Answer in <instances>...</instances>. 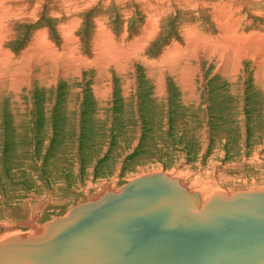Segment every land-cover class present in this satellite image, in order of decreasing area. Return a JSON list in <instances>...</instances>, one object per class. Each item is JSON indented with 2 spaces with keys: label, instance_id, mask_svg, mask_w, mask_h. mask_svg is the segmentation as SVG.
Segmentation results:
<instances>
[{
  "label": "rangeland",
  "instance_id": "374dc122",
  "mask_svg": "<svg viewBox=\"0 0 264 264\" xmlns=\"http://www.w3.org/2000/svg\"><path fill=\"white\" fill-rule=\"evenodd\" d=\"M157 172L264 188V0H0V239Z\"/></svg>",
  "mask_w": 264,
  "mask_h": 264
},
{
  "label": "water",
  "instance_id": "95a60500",
  "mask_svg": "<svg viewBox=\"0 0 264 264\" xmlns=\"http://www.w3.org/2000/svg\"><path fill=\"white\" fill-rule=\"evenodd\" d=\"M143 187L148 191L143 193L140 211L126 210L140 201L114 195L107 205L105 199L82 204L76 210L81 219H73L72 213L57 218L55 231L87 227L90 218L99 214L105 217V226L99 234L84 236L80 245L54 264H264V189L237 191L230 199L214 195L199 214L195 207L184 206L188 213L184 218L173 216L181 208L172 201L155 202L167 189L183 198L191 196L174 180L163 174L148 175L122 191L125 197L138 196L136 190ZM135 226L140 228L126 232ZM137 232L142 236L135 237ZM25 244L30 241L19 245ZM10 257L5 264H18L21 259L15 254Z\"/></svg>",
  "mask_w": 264,
  "mask_h": 264
},
{
  "label": "bare ground",
  "instance_id": "6f19581e",
  "mask_svg": "<svg viewBox=\"0 0 264 264\" xmlns=\"http://www.w3.org/2000/svg\"><path fill=\"white\" fill-rule=\"evenodd\" d=\"M183 2L189 3L191 2V0H183ZM157 174H163L169 179L174 180L186 193L189 194L188 196L191 195L189 198L188 197L183 198L181 193L174 194L172 191H169V189H167L166 191H160V193L157 195L159 196V198H155L156 201L153 200V202L154 201L158 202L157 201L158 199H160L159 200L160 202H163L164 200L172 201V204H175L177 205V207L181 208L180 209L181 212L179 211V213H175V215L173 216H182L184 218L187 217V214H188L187 210L182 209L184 206L188 208L195 207V210L197 211L196 214H199L202 211L204 204L212 197V196L211 197L209 196L212 193H216V192H213V190L210 191V193H207L208 191L203 190V193H202L203 199H202L199 196L200 192H198L197 190H190L188 186L184 183V181L181 179L180 176H176L173 173L166 175L164 173L157 172ZM148 175H156V174L144 173V175L136 177V179L140 180L142 179V177H145ZM258 189L259 188H252V190H248V191H253V190H258ZM261 189H264V188H261ZM146 191H148V188H144V187L139 188L138 190H136L137 194H139L138 196L134 194V195H127V197H125L126 196L124 195L125 191H122V188H120V190L117 192H115L114 190H107L102 195L99 194L100 196L96 200L88 202V203H92V202L94 203V202H98L101 199H105L104 202L107 205L109 202L112 201V197H109V196L119 195V197L121 196L122 199L129 198L127 200L132 199L133 201H137V200L140 201V204L136 203L132 205L131 203L132 206H129L126 209L128 212L138 211V210L140 211L142 207L144 206L145 201L142 199V197H143V193ZM242 191H246V190H242ZM217 194H219V196ZM217 194H214V195L218 197H223L225 199H230L235 194V192L233 194L231 193L224 194L221 192ZM238 194L239 193H237L235 196H237ZM195 196L198 198L199 204L197 203ZM190 201H191V204H190ZM80 206L75 207L70 210L69 214L71 213L73 214V215L72 214L70 215V216H74L73 219H81L79 217V214L76 212L77 208L79 209ZM60 218H64V217H60ZM55 220L43 225L41 229L37 228L36 232L31 234L32 236H29V237L23 236V235L15 236V235H18L19 233H15V234L13 233L7 237H4V239L1 238L0 239L1 241L0 242V264H5L8 259H11L10 257L11 254H15L16 257L21 258L18 260V264H54L57 261L61 260L62 258L66 257L68 255L69 249L75 247L76 245H80L83 241L82 238L84 236L99 234L105 226V222L103 223V220H105V217H103V215L101 214H99L98 216L94 218H90V221L86 224L87 227H85L84 225V226L79 227V229L78 228L77 229L58 228V231H55V229L53 228L55 226L54 225ZM98 222H100L101 224L97 225ZM138 228H140V226L129 227L128 230H126V232H130ZM53 233H56V234L53 236ZM140 236L142 235H140L139 232L135 234V237H140ZM24 241H30V244L19 245L20 242H24Z\"/></svg>",
  "mask_w": 264,
  "mask_h": 264
}]
</instances>
